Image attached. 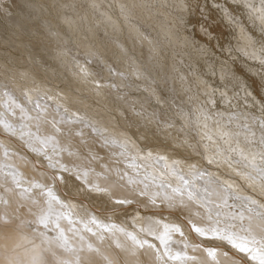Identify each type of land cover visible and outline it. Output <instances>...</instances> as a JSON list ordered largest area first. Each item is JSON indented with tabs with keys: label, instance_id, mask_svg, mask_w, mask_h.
Returning <instances> with one entry per match:
<instances>
[{
	"label": "bare ground",
	"instance_id": "1",
	"mask_svg": "<svg viewBox=\"0 0 264 264\" xmlns=\"http://www.w3.org/2000/svg\"><path fill=\"white\" fill-rule=\"evenodd\" d=\"M239 1L241 2V0ZM242 4L244 5L246 4L248 6L249 14L252 16V18L255 19L252 20L254 22L255 21L258 22L261 25V27L264 28V0H260L259 4L257 3L256 5H254L253 3L251 4V2H248V0H246V2L244 1ZM254 52L255 51L252 52L249 51L248 55L255 58L256 56ZM257 54L259 55V53ZM29 55H31L30 52ZM258 55L256 58H258ZM32 57L33 56L29 58ZM29 60L31 62V59ZM41 65H43V63ZM76 66H79V64ZM83 69L87 71V68L86 69L82 68V70ZM114 70L118 71V69H114ZM48 71L49 70H46L45 73ZM1 72H0L1 75L0 77H3L2 76L3 72L2 73ZM6 73H4L5 76ZM11 73L12 72L9 71V74ZM117 73H119V71ZM47 74L49 75V79L52 78L49 72ZM14 76H17V74H15ZM70 78L74 80L72 76L71 77L69 76V79ZM89 79L93 80L91 78ZM0 80L2 81V79ZM17 80L19 81V78L16 79V81ZM80 80H82L81 82H83L82 77L80 78ZM27 81L28 79L26 81L24 80L25 83ZM14 82L12 83V87L14 85H17L14 84ZM73 84L74 86L73 85L71 86L72 88L74 87V89L76 87H77L76 89H78V86L80 84H82L79 86V87L82 86L81 89L85 88L84 83H79L78 86H76L75 83ZM89 84L92 83L89 82ZM93 84L95 85V83ZM98 84H100V81L98 82ZM26 85H28V82L26 83ZM118 85L121 86V84ZM8 87L10 86L8 85ZM46 87L45 89H47ZM49 87H48V91H49ZM101 87L103 88L102 85ZM10 88L9 91H11ZM64 89H62L63 92L66 90ZM24 90L26 89L24 88ZM62 90L60 89V91ZM9 91L5 89L3 93H0V264H261V262L264 261V204H263L264 202L258 203L257 200H253L251 199V197L247 199L245 196H244L245 198L239 197L238 195L240 193H238V195L233 194L232 190L230 191L229 188H227L229 186H226L225 183L223 184L222 182L218 181L220 180L219 177L216 180V178L214 179V177L213 178L211 177V174L210 175L207 174L209 173V171L206 173V171H201V170L198 171L199 169L197 171L193 170V168L196 169L195 167H192L191 169L193 171H191L189 167L191 164L187 166L188 163L183 164L180 161L173 160V158L176 157L177 155L176 152H175L176 155L173 156V158L171 156L172 151L170 153L168 152L171 158L167 154L169 156L168 157L165 154V152L164 154L166 155V157L159 155L157 152L153 154H150L149 151H148L149 153L145 151L142 152L141 150H139L140 142L138 143L137 141L130 140L131 138H129V136L128 139L124 135V133L120 132V130L116 131V127L114 130L111 128L112 123L110 120H114V118L111 119L112 117L110 116L111 118L110 120H108L109 118L106 119L107 116L104 113H103L104 115L103 114L102 115L106 117L103 118L102 116L100 118L99 116L101 115L97 116L95 113L93 114L92 111L89 112V110L87 112L85 110V106L84 108L82 107L81 109L73 105L74 102L73 100H72L73 102H70L66 99V102L68 101L66 103L63 101L64 96L62 94H61L63 96L61 98L62 100L55 96L56 99L55 98L54 99L57 102V104H55V102L54 104L53 103L51 104L49 99H48L49 101H47L45 97L40 98V95H38L39 97L33 98V100H31L30 102V100L27 99L29 90H26L27 93L25 94L24 91H20V90L16 91L15 89V92L16 93L18 92L17 94L21 96H23L24 94L26 96L27 101L29 100L28 102L26 100L22 101L23 100L22 98H18L15 92L11 91L13 92L11 93ZM88 91L89 89L87 90V93ZM96 91L97 93H99L98 90ZM99 91L101 93L100 88ZM34 92L36 93L37 91L35 90ZM95 92H93L92 95H94ZM41 94L43 95V92ZM115 94H117L118 96V92ZM121 94L122 93H120V96H123ZM102 95L103 92L101 93V96ZM73 96L72 99H74ZM97 96L95 97L96 99L99 98ZM101 96L98 100L101 99L107 100L110 94L106 96L107 98H101ZM125 96L128 97L129 95L128 96L125 95ZM28 97L31 98V96ZM32 97L34 96L32 95ZM106 100L104 101V103H106ZM109 100H111V98ZM192 101H194V99ZM82 102L85 101H81V103ZM88 102H85V104H87ZM79 103L80 102H77V104ZM112 103L114 104L115 102L112 101ZM116 103L120 104L121 102L120 103L116 102ZM81 105H83V103ZM198 105L200 107V104ZM203 105L205 107L206 104L204 103ZM199 107L195 109L192 107L193 108L192 112L193 110L196 111L197 109H199L200 111L201 107L200 108ZM92 108H90V110ZM123 108L125 109L127 107L125 106ZM116 109L119 110L118 107ZM137 109H139V107ZM141 109L147 110L146 108H142V107L139 110ZM99 110L103 111L100 108ZM145 110H143L142 112H146ZM93 111L96 110L93 109ZM96 113H98V110L96 111ZM146 113H149V111ZM182 113L180 115H182ZM196 114H195V118L197 117ZM199 114H202V117L204 116L203 112L202 113L200 112ZM131 115L133 116V114ZM131 115L129 116L131 117ZM206 115L207 118L210 119L213 118V116L210 117L209 114ZM176 116L178 117L179 115ZM185 116L188 115L186 114ZM147 117L150 118L149 116ZM215 117L217 118V116ZM137 118L140 120L141 117L140 118L137 117ZM227 118H229V116ZM135 119L133 120L131 119V121H135L136 123ZM210 119L208 120L210 121ZM145 120L147 119L142 116L140 121L141 122L143 121L144 123ZM194 122L195 120L193 121V123ZM259 122L260 123L262 122L261 119ZM133 123L130 122L131 125H133ZM138 123L139 122H137V124L135 125H138ZM162 123L163 122H161V124ZM170 123L172 124V122ZM188 123L186 121L185 125L186 124L188 125ZM205 123L207 122L205 121ZM222 124L225 125L224 122L221 123V125ZM143 125L140 126V128L144 127ZM193 125L195 126V123ZM201 125H204V123L203 124L200 123V127ZM213 125H215V123ZM220 126H218L219 129L223 128V126L221 128ZM233 126L235 127V125ZM193 127L192 129L194 130L195 127L194 128ZM140 128L139 130L141 133L143 131H141ZM161 128L162 127H160L159 129ZM182 128L181 130L183 131ZM209 128L211 127L207 126V129ZM215 128L217 129V127ZM202 129L201 131L204 132L206 127L204 130ZM172 130L174 129L172 128ZM177 132L175 131V133ZM199 132L200 131L198 132L196 131V133L200 135ZM205 132H209V131L207 130ZM234 132L235 130L231 132L226 131L225 133L232 134ZM244 133L245 135H248L246 134L248 132H244ZM209 134L210 133H208L205 136H208V138L209 136L211 138L214 137V136L212 137V134L211 135ZM218 134H216L215 136H218ZM251 134H253L251 139L259 141L261 147H264V130H258ZM161 135H163V133ZM203 135L201 134L202 137ZM144 136H146V134ZM222 136L224 135L222 134ZM176 137L179 138L178 135ZM143 138L145 139V137ZM147 138L148 137H146V139ZM199 138L200 137H198L197 139ZM217 138L219 140V137ZM221 138H220V142L222 141ZM174 139L176 140V138ZM224 140H223V144H224ZM154 141L152 142L154 143ZM173 141L174 140H172V143ZM184 141H188V140L184 139ZM214 141H216V139H214ZM217 141L214 144L212 140V143L213 145L215 146L217 145L219 147L220 145H218ZM176 142L177 140L175 141V143ZM189 142L191 141L189 140ZM202 142L201 144H203ZM231 143L234 144V142L232 141ZM177 144L175 145V147L174 146L173 147L178 148ZM182 144L184 146V143ZM187 144H185V146H187ZM204 144L205 146H207L205 142ZM205 146L204 148L207 149L208 146L207 147ZM240 146L241 145L239 144V147ZM179 147L182 148V152H183L182 155H184V152L186 153V149H184L183 151V147L180 143H179ZM181 148L178 149L181 150ZM170 149L171 148H168L167 150L169 151ZM201 149L203 148L201 147L200 150ZM213 150L215 151V148ZM213 150L212 152H214ZM226 150H228V148ZM230 150L233 151L234 149H230ZM218 151H222V148L221 150ZM232 151L230 152L232 153ZM243 151L244 153L241 154L240 156H241V160H243L242 163H245L244 161L246 159L244 154H247L246 153L247 150H243ZM208 152L209 154H212L211 156H213L212 152L210 151ZM186 154H188V152ZM254 154L256 155V153ZM262 154L264 153L262 152ZM208 156L209 155H207L206 158L209 160ZM211 156L209 157L211 158ZM203 157H205L204 154ZM258 158L259 160H261L260 157ZM222 159H223L222 157L218 159L219 163L220 160ZM214 160H216L215 157ZM250 160L252 161L253 159L251 158ZM186 161L188 160L186 159ZM194 161L195 163H193L192 161H190V163L192 162L193 165L194 164L197 165L196 160ZM197 161L199 162L200 166H202L200 162L204 163L202 162L203 160L202 161L197 160ZM214 163L216 162L214 161ZM232 164H234V162H232ZM217 165L218 164H216V166ZM223 166L225 167L224 169H226V171H223V173L224 172L227 173L228 170L227 163L226 165L224 164ZM203 169L205 170V168ZM229 171L231 172V170H228V172ZM235 171L233 170V172ZM257 173L260 177H262V180L264 181V168H262ZM217 174L219 173L216 172L215 175L213 176H216ZM243 174L246 173L243 172ZM239 176L237 175L238 179L240 178ZM243 177L244 176L242 175V178H240L242 182L245 179V178L243 179ZM223 178L221 179L222 181H224ZM248 178H250L249 174H248ZM249 180H250L249 186L251 187L250 185L251 182L253 185L254 182L251 178ZM227 181L230 182L229 179ZM263 181H261L260 179L259 181H256L257 182L256 186L259 187L264 186ZM236 182L237 181H235V184ZM231 183L229 184L232 185ZM239 187L237 188L239 189ZM241 188L243 187L241 186ZM255 188L257 189L258 187ZM230 189L232 188L230 187ZM254 189L252 190V192L256 191V190L254 191ZM258 192L263 193L264 191H258ZM253 194H251L252 197ZM115 208L116 211L113 212ZM108 209H111V211H107ZM112 209L114 210L112 211ZM196 229H200L201 231H196ZM237 245H239V247ZM240 247H244L245 250L241 251Z\"/></svg>",
	"mask_w": 264,
	"mask_h": 264
},
{
	"label": "rangeland",
	"instance_id": "2",
	"mask_svg": "<svg viewBox=\"0 0 264 264\" xmlns=\"http://www.w3.org/2000/svg\"><path fill=\"white\" fill-rule=\"evenodd\" d=\"M244 1L246 2V0H241V2L239 0H0V72H3H1L3 77H0V79H2V81L0 80L2 82H0V93H3L5 89L9 91L10 87L13 92H15L16 89V91H24L25 94L27 93L26 90H29L27 99H29L30 102L33 98L39 97L38 95H40V98L45 97L47 101L50 100L51 104H54V102L57 104L55 96L60 99L64 96V102H66V99L70 102L74 101L73 105L81 109L85 106V110L87 112L89 110V112L92 111L93 114L95 113L97 116L101 115L99 116L100 118L104 114L107 117L103 116V118H109L108 120H110L111 117V119L114 118V120H110L112 123L111 128L114 130L116 127V131L120 130V132L124 133L127 138L129 136V138H131L130 140L137 141L138 143L140 142L139 150L142 152H150V154L157 152L159 155L166 157L167 154L170 156L169 153L172 151V154H174H171L172 158L176 154L180 157L179 158L176 155L173 160L180 161L183 164L188 163L187 166L191 164L192 166H189L190 169L195 167L196 169L193 168V170L196 171L198 169V171H206V173L209 171L207 174H211V177H214V179L216 178V180L219 177L220 180L218 181L223 184L225 183L226 186H229L227 188H229L230 191L232 190L233 194L238 195V193H240L238 195L239 197L245 196L246 199L251 197V199L257 200L258 203H263L264 192L262 193L258 191H264V186H256V181H259V179L263 181L262 177H260L257 172L264 168V154H262V152L264 153V147H261L259 141L251 139L253 135L251 133L258 130H264V28L261 27L258 22L253 21L255 19L249 14L248 6L246 4H242ZM259 1L260 0H248V2H251V4L253 3L254 5L257 3L259 4ZM249 51H255L254 53L256 57L258 55L257 53H259L260 56L258 55V58H253L248 55ZM29 52L31 55H29ZM28 56L33 57L29 58ZM28 58L31 59V62ZM41 62L43 65H41ZM57 64L61 66H58ZM78 64L79 66H76ZM82 68H87V71L84 69L82 70ZM114 69H118L119 73H117L118 71ZM46 70H49L48 72L52 78L49 79V75L47 74L48 72L45 73ZM9 71L12 72L11 74L15 73L19 77L14 76L15 74H9ZM122 72L126 73L123 74ZM4 73H6L7 78ZM73 75L76 76L74 77ZM9 76L12 81L9 79ZM69 76H72L75 81L71 78L69 79ZM26 77L28 79V85H26L27 82H24V80H27ZM81 77L83 82L80 80ZM18 78L21 83L18 80L17 83L16 79ZM5 79L6 81L8 80V83ZM87 79L92 84H89ZM99 81L104 89L100 84H98ZM13 82L17 85L13 84L14 86L12 87ZM77 82L84 83V87L87 89H81L82 86H79L82 84L79 85ZM19 83L26 90H24ZM73 83H75L76 86L79 85L78 89H76L77 87L75 89L74 87L72 88L71 85L74 86ZM93 83H95V85ZM118 84H121V86ZM8 85L10 87H8ZM35 85H37L39 89ZM45 87L47 89H45ZM48 87L50 93L48 91ZM12 88L15 89L13 90ZM99 88L105 97L103 95L101 96ZM60 89H64L65 93L63 90L60 91ZM88 89L89 91L93 90L90 91L91 95L89 94V91L87 93ZM35 90L37 91L36 93L34 92ZM94 90H98L99 93ZM40 91L41 93L43 92V95ZM93 92H95L94 95H92ZM117 92L118 96L115 94ZM17 93L15 92L18 98H22V101H27L24 94L21 96ZM31 93L34 97H32ZM120 93H122L121 95L123 96H120ZM155 93L158 94L156 95ZM109 94L110 96H108ZM99 95L101 98H107L106 96H108L111 100L108 98L107 100H98L100 98ZM125 95L129 96L126 97ZM28 96H31L32 99ZM72 96L74 99H72ZM96 96L99 98L96 99ZM188 97H190L191 100ZM158 99H161V102ZM193 99L194 101H192ZM105 100L106 103H104ZM81 101H89L90 103L88 102L85 104V102H82L83 105H81ZM112 101L115 103L113 104ZM77 102H80L81 104H77ZM116 102L120 104H117ZM204 103L206 104L205 107L203 105ZM198 104H200L201 108ZM124 105L127 108L124 109ZM117 107L119 110L116 109ZM138 107L139 109L142 107L147 110H139L137 109ZM192 107L194 109L197 107L201 109L200 111L199 109L196 111L193 110L195 114L197 112V119L195 118V114L192 112ZM90 108L92 109L90 110ZM99 108L103 111H100ZM93 109L96 111L98 110V113L93 111ZM143 110L146 112L149 111V113L142 112ZM215 110L217 111V114ZM200 112L204 113L203 117L202 114H199ZM181 113L182 115H180ZM128 114H133L136 119L132 115L130 117ZM186 114L188 116H185ZM206 114H209L210 117L213 116V118H211L212 120L207 118ZM176 115L179 116L177 117ZM142 116L148 120V122L147 120L144 122L146 125L143 121H140ZM215 116H217L218 119ZM228 116L229 118H227ZM137 117H141L140 120ZM187 117L189 119L192 117L193 119L191 118L189 121ZM204 118L207 119L205 120ZM131 119H135L136 123L135 121H131ZM203 119L212 126L205 123ZM208 119H210V121ZM260 119L262 124L259 122ZM192 120H195V126L193 125L194 123ZM186 121L187 123L189 122L188 125L186 124L188 127L185 125ZM219 121L221 123L224 122L225 125H221ZM120 122L123 125V128ZM130 122H134L133 125H131ZM137 122L141 125L139 123V126L135 125ZM161 122L164 124H161ZM170 122H172V124ZM200 123H204V125H201L200 127ZM212 123H215L216 126ZM142 125L144 127L140 128ZM217 125H221L220 128L223 126L224 129H219ZM233 125H235V127ZM178 126L181 127L179 128ZM193 126L198 130H196ZM204 126L206 129L207 126L211 127L207 129L209 132H205L207 130ZM160 127H162V130L159 129ZM171 127L174 130H172ZM192 127L197 132L200 131V135L196 133ZM198 127L201 129L204 128L205 131L202 132ZM215 127H217V129ZM139 128L145 133L141 132V134ZM210 130L213 133H211ZM225 130L227 132L235 130V132L227 134L225 133ZM175 131L178 132L175 133ZM214 132L216 134L219 133L220 135L218 134V136H215L216 134ZM244 132H248L246 133L248 135H245ZM162 133L163 135H161ZM208 133H210L209 135L212 134V137L214 136L215 138H211L210 136L208 138V136H205ZM221 133L224 136H222ZM143 134H146V136ZM176 134L179 138H181L179 139L176 137ZM196 134L201 138H199L200 140L197 139L198 137ZM201 134H204L203 137ZM134 135H136L137 138ZM140 136L145 137V139ZM146 137L148 138L146 139ZM217 137H219V140ZM170 138L174 140L173 143ZM174 138L177 140L176 143ZM220 138L222 140L221 142ZM184 139L188 141H184ZM214 139H216V141L218 140L217 143L220 145L219 147L217 145H213L212 140L214 144L216 142ZM189 140L191 142H189ZM230 140L234 142V144L231 143ZM152 141H154V143ZM180 141H184L182 142L184 143V146ZM208 141L209 143L211 141V143L209 144ZM201 142L203 144H201ZM204 142L209 148L205 146ZM179 143L182 145L183 151L186 149V153L188 152V154L184 152V155H182L183 152L182 148L179 147ZM176 144L178 148H181V150L174 148ZM185 144H187V146H185ZM230 144H233L234 147ZM239 144L241 145L240 147ZM222 145H225L224 149L226 150L228 148V150L225 151ZM204 146L207 147V149L204 148ZM236 146L237 149L240 150H237ZM201 147L203 148L201 149L203 152L200 150ZM220 147L222 148V151H218L221 150ZM229 147L234 150H230ZM168 148L173 149L168 151ZM214 148L215 151L217 149L216 152L213 150ZM174 149L178 150L175 151ZM204 149L207 152H212L213 150L217 154L212 152L213 156H211L212 154H209V152L207 154ZM243 150H247V152L245 151L247 154H244L246 159L244 161L245 163H242L243 160H241L240 156L244 153ZM230 151H232V153ZM254 153H256V155ZM203 154L205 157H203ZM207 155L211 156V158L208 156L209 160L206 158ZM214 157L216 160H214ZM221 157L223 159L220 160V164L218 159ZM248 157L250 159L252 158L254 161H251ZM258 157H260L261 160H259ZM186 159L188 161H186ZM189 160L193 163H195L194 160H196L198 166L196 164L193 165V163H190ZM197 160H203L202 162L204 163L200 162L202 166L199 165ZM214 161L216 163H214ZM232 162H234V164H232ZM226 163L228 170H231V172H228L227 170L228 174L226 172L223 173V171H226L223 166L224 164L226 165ZM216 164L218 165L216 166ZM197 167H200L201 169ZM232 167L234 171L236 168L237 170L233 172ZM246 167H250L249 171ZM203 168H205V170ZM193 170L191 169V171ZM216 172L219 174L213 176ZM243 172L246 174H243ZM235 173L238 176L242 174L244 176L243 179H246L247 177L248 180L246 179L245 182L244 179L242 182L240 179L242 178V175H240V178L238 179ZM247 173L254 182V185L251 182V187L249 186L250 178H248ZM220 177H222L224 181H222V178ZM228 179L230 182L227 181ZM235 181H237L236 184ZM236 185L237 187L240 185V190L236 187ZM241 186L243 188H241ZM230 187L232 189H230ZM253 187L258 188L254 189ZM252 188L256 191L252 192ZM249 193H254L253 197ZM113 210L114 209H112V211ZM107 211H111V209H108ZM115 211L116 208L113 212Z\"/></svg>",
	"mask_w": 264,
	"mask_h": 264
},
{
	"label": "snow or ice",
	"instance_id": "3",
	"mask_svg": "<svg viewBox=\"0 0 264 264\" xmlns=\"http://www.w3.org/2000/svg\"><path fill=\"white\" fill-rule=\"evenodd\" d=\"M196 231H201V230L200 229H196ZM237 246L239 247V245H237ZM240 250L241 251H244L245 248L244 247H240ZM176 258H178V257H176ZM261 264H264V261H262Z\"/></svg>",
	"mask_w": 264,
	"mask_h": 264
}]
</instances>
